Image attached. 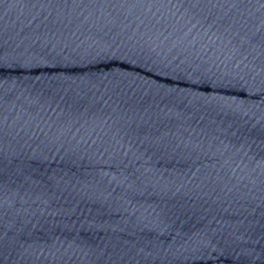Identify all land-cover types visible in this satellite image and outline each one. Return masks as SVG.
<instances>
[{"label":"water","instance_id":"water-1","mask_svg":"<svg viewBox=\"0 0 264 264\" xmlns=\"http://www.w3.org/2000/svg\"><path fill=\"white\" fill-rule=\"evenodd\" d=\"M0 264H264V0H0Z\"/></svg>","mask_w":264,"mask_h":264}]
</instances>
